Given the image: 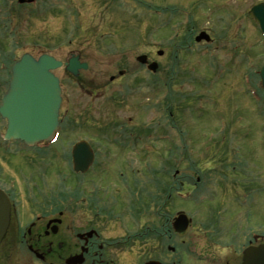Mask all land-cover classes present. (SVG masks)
Here are the masks:
<instances>
[{
	"label": "rangeland",
	"instance_id": "1",
	"mask_svg": "<svg viewBox=\"0 0 264 264\" xmlns=\"http://www.w3.org/2000/svg\"><path fill=\"white\" fill-rule=\"evenodd\" d=\"M259 2L264 0H0V97L13 62L24 53H47L63 63L76 55L88 64L78 78L65 66L54 70L65 96L61 110L80 124L72 125L45 152L48 156L35 151L12 154L1 142L3 176H15L22 186L35 184L38 178L32 175L43 168L47 189L58 184L72 194L78 177L67 153L73 142L97 136L103 141L97 148L109 151L106 132L117 119L134 127L145 124L140 159L128 162L130 168L144 170L146 186L152 185L149 177L153 179L156 169L174 168L178 191L186 192L181 186L188 182L196 195L207 193L203 204L177 201V210L186 208L198 220L226 207L221 215L233 223L247 215L241 199L254 194L250 208L257 201L253 215L256 222H264V194L256 193L264 187V90L259 74L264 35L250 14ZM203 30L211 40L198 43ZM141 54L158 63L159 76L137 61ZM120 71L138 74L122 78L134 92L119 103L109 98L108 86L110 76L119 78ZM159 78L167 88L172 84L171 93L159 87ZM95 87L99 91L92 96L89 89ZM120 162L114 158L111 168ZM227 176L232 180L229 189L220 181ZM135 258L129 255L126 263Z\"/></svg>",
	"mask_w": 264,
	"mask_h": 264
},
{
	"label": "flooded vegetation",
	"instance_id": "2",
	"mask_svg": "<svg viewBox=\"0 0 264 264\" xmlns=\"http://www.w3.org/2000/svg\"><path fill=\"white\" fill-rule=\"evenodd\" d=\"M79 61L85 63L80 58ZM68 63L62 66L66 69ZM119 73V78L110 76L108 87H112V92L108 96L111 99L115 97L114 100L120 103L126 101L128 95L133 96L134 92L129 82L122 78L138 73ZM152 74L159 76L160 72ZM79 75L80 72L77 78ZM10 77L11 72L7 88ZM159 79V87L171 93L172 84L169 83L167 88L166 82ZM168 79L173 80L171 76ZM98 91L96 87L89 89L92 96ZM63 101L62 89L61 106ZM67 116L68 112L63 113L60 107L59 126L53 139L27 145L21 140L5 139L7 121L0 115V120L4 121L0 127V144H4L1 147L12 151V154H32L35 151L37 156L41 153L48 156L45 152L57 145V141L63 140L72 125L80 124V120ZM117 121L112 120L111 126L117 125L106 132L105 143L110 145L109 151L97 148V144L103 142L97 136L89 139L80 137L73 142L67 153L72 169L75 143L87 141L94 156L86 171L73 170L78 179L74 181L72 194L58 184L54 185L55 189H52L53 186L47 189V185L43 184V177H46L43 168L32 175L37 176L38 183L23 186L17 184L15 176L7 178L0 171V188L10 201V220L0 245V264H128L129 255L136 256L131 264H242L249 247L264 244V222H256L253 215L257 201H252L251 208L249 205L254 194L241 199L248 209L247 215L242 221L237 217L233 223L228 222L231 217L221 215V212L225 214L226 207H221L218 215H201L198 220L186 208L177 210V201L185 205L202 204V198H206L207 193L196 195L191 190L193 184L188 182L181 186L188 188L186 192L178 191V171L174 168L156 169L153 179L149 177L152 185L148 183L146 186L141 176L144 170L130 168L128 162L130 158L140 159L138 149L144 142L142 133L145 124L134 127L128 122L118 124ZM129 121L132 122V116ZM169 127L176 133L173 121L169 122ZM67 155L63 151L62 156ZM171 155L175 157L176 153L172 151ZM114 158L121 162L115 167L112 164L111 168ZM89 175H92L89 181L82 182ZM220 181L223 182L222 187L229 189L227 185L232 180L228 176ZM257 192L258 197L263 195L264 187H257ZM199 197L202 200L197 201ZM180 214L186 215V226L177 224ZM146 219L152 220L151 223L144 225Z\"/></svg>",
	"mask_w": 264,
	"mask_h": 264
},
{
	"label": "water",
	"instance_id": "3",
	"mask_svg": "<svg viewBox=\"0 0 264 264\" xmlns=\"http://www.w3.org/2000/svg\"><path fill=\"white\" fill-rule=\"evenodd\" d=\"M250 14L264 34V2L252 6ZM203 39L210 41L211 37L202 31L196 37V41ZM137 60L142 64H148V69L153 72L158 68L157 62L148 63V57L145 54L138 56ZM62 65V61L47 53L37 58L30 53H25L13 64L9 87L0 104V114L7 120L6 139H19L33 145L54 136L59 126L62 102V88L54 70ZM87 68V63H80L79 58L73 56L66 69L77 76L80 69ZM260 77L264 88V64L260 70ZM93 156L92 148L87 141L76 143L73 148L74 170L86 171L92 164ZM9 220L10 201L0 189V245L6 234ZM177 224L186 226V215L180 214ZM242 264H264V244L249 247L245 251Z\"/></svg>",
	"mask_w": 264,
	"mask_h": 264
},
{
	"label": "bare ground",
	"instance_id": "4",
	"mask_svg": "<svg viewBox=\"0 0 264 264\" xmlns=\"http://www.w3.org/2000/svg\"><path fill=\"white\" fill-rule=\"evenodd\" d=\"M203 204V203H202Z\"/></svg>",
	"mask_w": 264,
	"mask_h": 264
}]
</instances>
